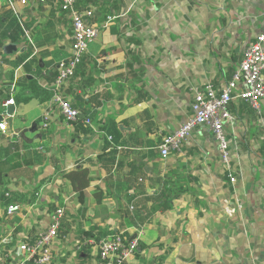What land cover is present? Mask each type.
<instances>
[{"label": "crops", "instance_id": "crops-1", "mask_svg": "<svg viewBox=\"0 0 264 264\" xmlns=\"http://www.w3.org/2000/svg\"><path fill=\"white\" fill-rule=\"evenodd\" d=\"M20 1L0 0V34L10 11L28 31L0 47V261L11 264L64 206L52 264H101L99 242L117 232L140 235L133 264H264V105L260 113L239 98L230 105L235 184L206 126L181 152L159 150L191 115L195 89L232 78L264 31V0H123L112 14L78 0L101 31L67 95L92 125L57 113L47 129L42 117L57 65L72 51V22L58 0ZM11 97L15 105L5 106ZM11 205L20 210L8 214Z\"/></svg>", "mask_w": 264, "mask_h": 264}, {"label": "built area", "instance_id": "built-area-1", "mask_svg": "<svg viewBox=\"0 0 264 264\" xmlns=\"http://www.w3.org/2000/svg\"><path fill=\"white\" fill-rule=\"evenodd\" d=\"M46 2L48 0H39ZM78 0H58L61 11L70 15L72 22V51L70 55L57 65V73L52 83V103L45 110L41 126L44 129L59 114L69 123L82 121L85 125H92L89 116H85L67 95L70 80L75 77L78 67L83 63L91 44L98 37L101 25L95 21V11L91 8L80 9ZM22 5L27 0H21ZM11 4H14L11 1ZM28 36L27 29L24 28ZM14 87L11 92H13ZM248 102L259 113L264 105V31L259 33L244 51L243 57L237 64L232 78L223 86L216 87L208 83L201 89H195L191 105V115L174 132L165 135L159 150L162 156L181 152L184 143L189 139L195 128L208 127L214 135L221 161L229 180L236 183L235 173L232 171V148L225 129L227 121L232 119L230 105L235 99ZM5 106L15 105L11 97ZM7 122H0V131L6 132ZM40 149H42L40 147ZM242 208V205H238ZM19 205H11L8 214L19 211ZM66 215L64 206L58 207L50 216V223L44 230L38 232L35 238L23 242L18 246L17 255L8 257L11 264H52V245L59 235V230ZM140 245V235L129 237L124 232H117L103 238L99 242V256L101 264H133ZM0 240V255L3 250ZM3 261V260H1ZM0 261V264H5Z\"/></svg>", "mask_w": 264, "mask_h": 264}, {"label": "trees", "instance_id": "trees-1", "mask_svg": "<svg viewBox=\"0 0 264 264\" xmlns=\"http://www.w3.org/2000/svg\"><path fill=\"white\" fill-rule=\"evenodd\" d=\"M90 1H92V2H90ZM90 1H89V3L98 4L100 6L99 7L100 11L106 12V13H109V14H112L113 13V11H112L113 9L114 10L119 9L120 6L123 4V0H113V1H111V0H90ZM98 1H100L101 3H98ZM77 3H78V1H77ZM77 6H79V3L77 4ZM7 21L8 22L6 24H3L1 26L2 27V31H1V34H0V47L1 48L4 46V42L6 40H10L12 42H19L22 39V37L24 36V34H25L24 28L22 27L21 23L15 17V15H14V13L12 11H10V14H9V17H8ZM25 26L28 27V25H26V24H25ZM34 44H37V43L34 41ZM32 46H33V44H32ZM25 58H26V56L22 57L21 61H23ZM18 64L19 63L17 62V65ZM236 66L234 68V71L236 69ZM85 67H86L85 66V62H83L78 67V69L80 68L79 70H84ZM76 74H77V72H76ZM78 74H79V72H78ZM81 122L82 121H79L78 123H81ZM225 178H227L228 181H230L229 177H227V174L225 175ZM3 181H4L3 163L0 160V186L3 184ZM77 189H78L79 195L83 196V194H84L83 187H78ZM2 195L7 197V198H10L9 196H6V193H2ZM95 198H96V202L97 203H101L102 200H103V193L101 191L97 190L95 192ZM168 199H169V197H166V201H169ZM162 207H163V210H167L171 206H170L169 203L166 202V203H163ZM65 226H66L65 224H62V226H61V228L59 230V234H62L64 232L63 230H64ZM105 236H106V234H105Z\"/></svg>", "mask_w": 264, "mask_h": 264}, {"label": "water", "instance_id": "water-1", "mask_svg": "<svg viewBox=\"0 0 264 264\" xmlns=\"http://www.w3.org/2000/svg\"><path fill=\"white\" fill-rule=\"evenodd\" d=\"M12 49H14V45H8L5 47V50L8 51V52H11Z\"/></svg>", "mask_w": 264, "mask_h": 264}]
</instances>
